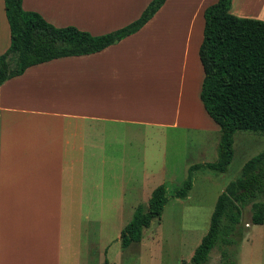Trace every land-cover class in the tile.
Instances as JSON below:
<instances>
[{
    "label": "crops",
    "instance_id": "0c3cea01",
    "mask_svg": "<svg viewBox=\"0 0 264 264\" xmlns=\"http://www.w3.org/2000/svg\"><path fill=\"white\" fill-rule=\"evenodd\" d=\"M151 1L23 0V7L55 26L101 35L138 19ZM217 1L166 0L120 42L33 65L0 85V264H83L85 220L93 224L84 219V179L86 165L102 157L99 143H125L129 127L220 131L201 99L200 59L204 13ZM232 12L264 20V0H233ZM174 15L180 19L168 23ZM10 43L0 0V55ZM247 223L253 227L252 217Z\"/></svg>",
    "mask_w": 264,
    "mask_h": 264
},
{
    "label": "trees",
    "instance_id": "16d2710c",
    "mask_svg": "<svg viewBox=\"0 0 264 264\" xmlns=\"http://www.w3.org/2000/svg\"><path fill=\"white\" fill-rule=\"evenodd\" d=\"M152 0L141 16L117 30L101 35L75 26L58 27L40 13L26 10L23 0H5L11 43L0 55V85L22 75L29 67L61 57L99 52L138 32L164 5ZM233 0H218L206 8L200 59L205 77L201 99L210 117L220 126L219 159L203 164L225 172L234 156L238 130L264 133V20L232 12ZM195 164L191 170L201 168ZM192 180L181 184L171 197L185 198ZM169 187L161 184L152 192L147 208L139 206L121 232L124 248L140 242L152 221L161 218L169 202ZM252 205V223L264 222V151L249 159L241 175L219 195L207 234L190 263L207 264L214 248L222 252L220 264H238L237 248L244 209Z\"/></svg>",
    "mask_w": 264,
    "mask_h": 264
},
{
    "label": "rangeland",
    "instance_id": "374dc122",
    "mask_svg": "<svg viewBox=\"0 0 264 264\" xmlns=\"http://www.w3.org/2000/svg\"><path fill=\"white\" fill-rule=\"evenodd\" d=\"M177 18L174 15L168 23ZM127 134L125 143H113L114 137H110L109 144L99 143L97 147L104 150H98L97 155L102 157L86 165L83 213L84 219L88 216L93 224H86L89 221L85 220L83 264L190 263L208 232L219 195L241 175L249 159L264 151V133L238 130L234 134V156L225 172L203 165L219 159L218 130L146 131L129 127ZM195 164L202 167L191 170ZM96 168L97 177L91 176L89 170ZM187 180L193 184L190 193L185 198L171 197ZM161 184L169 187L170 195L162 217L154 219L144 230L140 242L124 248L122 230L139 206L147 208L152 192ZM251 208L250 204L244 209L240 225L243 239L235 256L238 264H264V227H249ZM221 260L222 252L216 247L207 264H220Z\"/></svg>",
    "mask_w": 264,
    "mask_h": 264
}]
</instances>
